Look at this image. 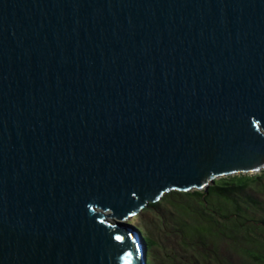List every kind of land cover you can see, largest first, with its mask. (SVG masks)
I'll list each match as a JSON object with an SVG mask.
<instances>
[{
    "label": "water",
    "instance_id": "obj_1",
    "mask_svg": "<svg viewBox=\"0 0 264 264\" xmlns=\"http://www.w3.org/2000/svg\"><path fill=\"white\" fill-rule=\"evenodd\" d=\"M264 170V0H0V264H145L126 221Z\"/></svg>",
    "mask_w": 264,
    "mask_h": 264
},
{
    "label": "trees",
    "instance_id": "obj_2",
    "mask_svg": "<svg viewBox=\"0 0 264 264\" xmlns=\"http://www.w3.org/2000/svg\"><path fill=\"white\" fill-rule=\"evenodd\" d=\"M147 212L171 240L164 264H264V170L216 179L205 191H169L136 216Z\"/></svg>",
    "mask_w": 264,
    "mask_h": 264
},
{
    "label": "rangeland",
    "instance_id": "obj_3",
    "mask_svg": "<svg viewBox=\"0 0 264 264\" xmlns=\"http://www.w3.org/2000/svg\"><path fill=\"white\" fill-rule=\"evenodd\" d=\"M161 210L162 212L165 211L169 214L172 212L169 208ZM159 218L161 217L157 214L147 212L144 213L141 219L135 216L126 221L132 226L138 225L141 228L139 234H146L149 239L148 242L145 243V246L143 245V248L145 250V264L148 261L151 264H164V259L171 255L169 253V251H172L170 247L171 240L169 239V236L165 234L162 221ZM145 247L147 250L145 249Z\"/></svg>",
    "mask_w": 264,
    "mask_h": 264
}]
</instances>
